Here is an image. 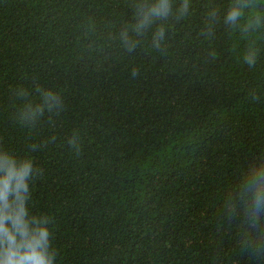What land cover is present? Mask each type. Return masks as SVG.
Returning a JSON list of instances; mask_svg holds the SVG:
<instances>
[{
  "label": "trees",
  "instance_id": "obj_1",
  "mask_svg": "<svg viewBox=\"0 0 264 264\" xmlns=\"http://www.w3.org/2000/svg\"><path fill=\"white\" fill-rule=\"evenodd\" d=\"M28 162L54 264H264V0H0V180Z\"/></svg>",
  "mask_w": 264,
  "mask_h": 264
},
{
  "label": "clouds",
  "instance_id": "obj_2",
  "mask_svg": "<svg viewBox=\"0 0 264 264\" xmlns=\"http://www.w3.org/2000/svg\"><path fill=\"white\" fill-rule=\"evenodd\" d=\"M31 168L32 163L28 162L19 172L9 169L0 180V264H54L55 261V253L49 251V229L37 228L30 233L25 220L27 211L21 192L28 189L26 178ZM14 179L18 208L8 211L11 205L7 197L13 190Z\"/></svg>",
  "mask_w": 264,
  "mask_h": 264
}]
</instances>
